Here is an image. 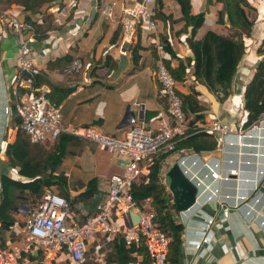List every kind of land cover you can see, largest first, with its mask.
Wrapping results in <instances>:
<instances>
[{"label": "crops", "instance_id": "obj_1", "mask_svg": "<svg viewBox=\"0 0 264 264\" xmlns=\"http://www.w3.org/2000/svg\"><path fill=\"white\" fill-rule=\"evenodd\" d=\"M120 1L51 0L43 7L45 15L42 22L48 28L42 33L46 36L38 38L34 35L30 45L41 70V82L51 87L52 96L61 103L64 130L92 125L106 133L123 137L132 124L155 125L159 119L170 121L146 50L147 44L151 41L155 43L157 39L150 35L143 37L136 32L131 40L122 42L120 29L115 31L120 24ZM247 1L256 8L257 20L250 36H247L250 46L238 65L229 95L218 98L217 93L194 81L190 73L183 82L178 83L181 92L193 87L205 107V121L193 123L191 127L197 129L194 132L204 131L202 127L209 126L214 119L228 128L225 136L214 133L219 137V142L209 155L186 152L184 148V153L179 154L188 178L198 183L194 205L181 212L174 211L175 219L183 225L182 264H264V175L259 174V170L264 171V115L262 123L252 131H246L239 123L244 88L257 64L264 58V54L255 55L256 47L264 39V0ZM163 2L165 13H177L178 7L173 0ZM205 6L206 0H192L194 13L203 11ZM220 8V2L209 4L204 26L197 36L204 34L206 29L225 33L223 31H226L228 23L225 16V24L219 23L217 11ZM48 17L52 23L47 22ZM53 24L58 27L52 29ZM3 32L0 41V66L3 69L0 83L8 87L15 75L18 54L11 31ZM168 34L175 53L182 58L192 56L186 32ZM137 43L141 46V58L134 62L132 51ZM73 62H77V69L66 72L65 68ZM172 64L177 65V62L172 60ZM52 86L56 88L55 91ZM61 89L69 92L61 96ZM5 94L4 108L9 101L8 91ZM4 114V127L0 122V174L7 170L18 177L14 167L4 164L2 139L8 116ZM189 135L191 132L186 129L182 139ZM16 139V131L12 140L7 138L8 142ZM38 146L42 150L51 147L49 141L38 143ZM37 151V148L29 149L26 154L31 157ZM122 162L121 158L111 155L102 147L78 137L72 139V153L66 154L61 164L68 177L73 203L70 207L72 221H81L99 210L108 197L109 179L123 172ZM210 168H216L220 174L230 169H236L237 173L230 174L228 180L212 179L209 176ZM213 188H218L219 193L210 199L208 197L212 196ZM224 194L230 196L229 204L236 196L248 197L244 204L232 209L225 219L220 217L216 202ZM23 210L14 208L11 212L15 217L12 230L20 233L18 238L24 223ZM212 217L214 221L208 225L207 220ZM203 236H206V242L196 248ZM108 244L109 238L97 236L88 244L89 254L94 255L101 264H107L111 250ZM140 259L138 255L132 264H137Z\"/></svg>", "mask_w": 264, "mask_h": 264}, {"label": "built area", "instance_id": "obj_2", "mask_svg": "<svg viewBox=\"0 0 264 264\" xmlns=\"http://www.w3.org/2000/svg\"><path fill=\"white\" fill-rule=\"evenodd\" d=\"M154 7L155 0H121V40H131L141 21L148 36L156 37L154 45L157 62L154 76L159 85V94L167 106L170 121L159 119L155 125L132 124L123 137L106 133L92 125L64 130L61 103L50 97L51 87L47 83L37 80L41 70L35 62L30 45L35 34L34 25L24 19L23 9L16 4L0 13V41L5 33L3 31L9 30L17 48L15 75L9 87L12 89L16 114L20 118L19 127L29 141H54L62 132H67L102 147L123 160V172L109 179L107 199L97 212L81 221L70 219L71 208L65 197L52 188H46L38 207L33 211L26 210L21 236L15 242L8 241L0 246V264H80L88 250V244L98 235L104 234L110 237L122 234L127 246L143 241L148 264H169V238L157 227L154 211L149 207H137L131 194L134 180L149 172L158 155L174 151L184 153L183 148L177 147V142L185 136L189 124L182 98L177 92L178 83L164 63V48L157 37ZM77 67V62H73L65 71L71 72ZM217 96L223 99L224 93L219 91ZM133 104L139 105L138 102ZM8 111L10 105L7 104L4 112L8 114ZM263 115L264 113L257 121L244 127L248 111L243 109L239 123L246 131H252L262 123ZM202 130L220 136L228 134V128L216 119L209 126L202 127ZM177 162L187 176L183 160L179 159ZM235 173L236 169H230L224 174H220L216 168L209 169L212 179L228 180V176ZM259 174L264 175V171L259 170ZM191 181L198 188V183ZM218 193V188H213L212 196L208 198L212 199ZM247 198L244 195L236 196L229 204L230 196H221L216 201L220 217L227 218L230 211L244 204ZM130 211L138 214L135 224L131 222ZM213 221L214 217L207 220V224L211 225ZM206 240V236H203L196 248ZM64 251L68 255L66 262L61 261Z\"/></svg>", "mask_w": 264, "mask_h": 264}, {"label": "trees", "instance_id": "obj_3", "mask_svg": "<svg viewBox=\"0 0 264 264\" xmlns=\"http://www.w3.org/2000/svg\"><path fill=\"white\" fill-rule=\"evenodd\" d=\"M51 0H0V9H6L12 4L21 7L25 13L24 19L34 25L36 37L46 36L42 33L46 27L42 18L45 15L43 7ZM220 2L221 8L217 11L218 21L226 17L225 33H217L212 29H206L204 34L197 36V32L204 26L205 14L209 12V4ZM178 7L177 13L164 11L163 0H155V19L159 30L158 40L164 48V63L177 83L183 82L188 73L192 79L207 87L209 91L229 95L230 86L236 75L238 65L250 46L247 36L251 34L257 20V10L247 0H206L203 11L194 13L192 11V0H173ZM41 16V19L40 17ZM48 23H52L50 17ZM174 24V25H173ZM175 25L177 26L175 30ZM120 26V27H119ZM52 29L57 25H52ZM121 32V25L118 24ZM175 30V31H174ZM137 34L147 37L143 21L137 25ZM169 32H186V41L192 52V56L180 57L173 50V44ZM141 46L137 43L133 47V60L137 62L141 58ZM146 50L153 69L156 68L157 55L154 41L147 44ZM264 54V39L256 47L255 55ZM172 60L177 65L172 64ZM39 82L43 81L39 76ZM12 90V89H11ZM52 90H56L52 86ZM61 96L66 95L69 90L61 89ZM182 98L183 110L189 119L191 132L187 138L177 142L178 148H184L186 152H198L209 155L216 148L219 137L212 132L198 131L191 125L198 121H205V107L198 98L199 93L190 87L187 92L177 90ZM10 96V97H9ZM13 101L12 92L8 95ZM50 97L56 100L52 94ZM243 109H247L248 116L244 123L247 127L257 121L264 113V58L259 61L254 70L251 80L246 84L243 91ZM13 118L7 129L17 127V139L8 142L6 132L2 139V152L4 164L14 167L18 177L12 176L7 170L0 174V246L6 242H15L20 233L12 230L15 217L11 214L14 208H23L29 211L35 210L41 202L46 188H52L57 194L65 197L70 207L72 198L68 189V177L66 171L61 167L62 159L66 154L72 153V139L75 136L62 132L54 141H49V149H41L38 143H31L28 137L20 129V118L16 114L15 105H10ZM21 131V132H20ZM37 148V153L31 157L29 149ZM28 150V151H27ZM42 150V151H41ZM177 151L161 154L156 157L152 167L146 175H140L134 180L131 187L132 198L139 208L149 207L154 211L155 222L169 238L168 261L169 264H182V231L183 225L174 216L175 205L168 186L165 183V174L168 168L179 159ZM19 211V210H18ZM86 218V217H85ZM24 224V223H23ZM23 227V225H22ZM109 238L108 248L110 253L107 264H132L139 255L141 259L137 264H148V257L143 241L127 246L122 234H116L110 239V235H98ZM33 258V257H32ZM68 255L64 251L61 261L66 262ZM80 264H101L94 255L87 250Z\"/></svg>", "mask_w": 264, "mask_h": 264}, {"label": "water", "instance_id": "obj_4", "mask_svg": "<svg viewBox=\"0 0 264 264\" xmlns=\"http://www.w3.org/2000/svg\"><path fill=\"white\" fill-rule=\"evenodd\" d=\"M165 180L177 212L187 210L194 205L198 189L183 173L182 168L177 161L168 168L165 174ZM129 214L132 224L137 223L138 214L133 211H130Z\"/></svg>", "mask_w": 264, "mask_h": 264}, {"label": "rangeland", "instance_id": "obj_5", "mask_svg": "<svg viewBox=\"0 0 264 264\" xmlns=\"http://www.w3.org/2000/svg\"><path fill=\"white\" fill-rule=\"evenodd\" d=\"M4 9H0V13L3 11ZM3 72V69H2V66H0V75L2 74ZM8 91V95L9 93L12 92L11 88L8 86V87H5L2 85V83H0V122H1V125L2 127H4V118H5V114H4V105L6 104V92ZM10 97V96H9ZM13 100V98H12ZM12 103H14L13 101H8V105H11ZM9 109V108H8ZM7 118V124H9L13 118V115H11V111H8V116H6ZM19 129H17V127L13 128V129H7L6 130V137L9 139V140H12L13 139V136H14V132H18ZM21 132V131H20ZM71 157V156H70ZM22 209V208H20ZM20 211V210H19ZM26 212V208L24 210Z\"/></svg>", "mask_w": 264, "mask_h": 264}]
</instances>
